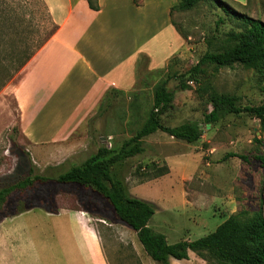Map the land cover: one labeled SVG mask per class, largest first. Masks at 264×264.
Masks as SVG:
<instances>
[{"label":"rangeland","instance_id":"1","mask_svg":"<svg viewBox=\"0 0 264 264\" xmlns=\"http://www.w3.org/2000/svg\"><path fill=\"white\" fill-rule=\"evenodd\" d=\"M223 1L240 13L264 21V0ZM168 2L174 5L178 0H160L163 7ZM220 17L226 18L225 22L216 26ZM171 22L175 38H171L173 45L169 52L163 57L156 54L154 61L145 54H140L137 59L134 85L129 90L133 102L135 95L138 98L133 107L128 109L123 103L109 112L108 118V114L99 113L98 109L77 135H73L82 137L84 149L71 160L58 166H38L31 160L33 174L54 178L81 164L101 145L118 149L146 119L154 85L166 79V87L173 92L174 99L172 108L162 114V122L167 126L196 122L202 130L200 138L188 143L158 130L143 138L141 153L113 168L124 178L133 195L156 200L166 208L161 210L157 205L154 216L166 221L168 243L180 238L196 239L212 232L231 213L248 211L259 202L264 214V167L254 158L264 154V130L259 120L247 113H231L212 123L204 119V112L210 109L211 94H236L240 106L257 105L264 98V81L253 68L234 64L231 67H209L198 82L189 81V88L180 89V74L206 50L219 47L231 29H238L218 4L207 0H198L188 10H173ZM57 27L45 0H0V60H7L5 65L0 63V189L14 185L28 174V165L21 160L10 139L13 137L19 146L27 147L12 112L14 100L10 89L19 71L13 72L9 54L15 42L23 40L32 45L42 39L45 43ZM10 119L13 125L7 129ZM227 152L244 154L248 160L233 156L224 158ZM165 167L167 172L155 177L158 169ZM159 178L162 179L152 181ZM47 183L50 185V181ZM54 185L50 192L54 205L84 210L89 221L99 228L109 257L115 258L117 264H153L135 231L122 223L100 196L75 185ZM38 188L36 184L33 189L13 190L0 209V217L12 216L13 210L33 205L17 213L15 220L32 230L37 225L40 238L50 239L54 215L38 206L39 203L48 204ZM32 232L26 229V239L35 237ZM193 255L188 264H197V257Z\"/></svg>","mask_w":264,"mask_h":264},{"label":"crops","instance_id":"2","mask_svg":"<svg viewBox=\"0 0 264 264\" xmlns=\"http://www.w3.org/2000/svg\"><path fill=\"white\" fill-rule=\"evenodd\" d=\"M45 3L58 27L19 70L10 94L31 160L38 166H58L84 149L82 137L73 135L97 112L105 93L112 90L114 97L132 100L129 90L138 57H163L175 35L169 2L163 7L160 0H98L97 10L86 0ZM12 125L10 119L7 129ZM83 211L58 207L56 213L47 212L54 215L50 239L40 238L37 225L32 230L16 221L17 214L1 218L0 264H117L99 228ZM148 225L167 240L166 221L153 214ZM26 229L35 237L26 239ZM192 254L197 264H206L192 251L188 259L170 257V264H188Z\"/></svg>","mask_w":264,"mask_h":264},{"label":"trees","instance_id":"3","mask_svg":"<svg viewBox=\"0 0 264 264\" xmlns=\"http://www.w3.org/2000/svg\"><path fill=\"white\" fill-rule=\"evenodd\" d=\"M197 1L178 0L170 7V14L173 10H188ZM207 1L218 4L238 30L231 29L226 33L219 47L206 50L194 64L180 74L178 87L180 89L189 88L188 82H198L209 67H231L234 64L253 68L264 81V21L236 11L223 0ZM86 2L91 9H99L98 0H86ZM225 19L220 17L216 21V26L223 24ZM43 44L42 39L32 45L23 40L15 42L14 49L9 54L13 72L19 71ZM6 61V58H1L0 63L5 65ZM166 82V79H163L154 85L152 103L146 119L132 136L123 141L118 149H110L106 145H101L81 164L72 166L54 178L44 174H33L34 168L29 152L26 148L19 146L13 137H10L21 160L28 165V174L14 185L0 189V209L7 202L13 190L33 189L38 184V190L44 194L43 197L48 202L46 205L39 203L38 206L56 213L58 207L54 205L53 195H50L54 184L75 185L100 196L105 204L114 211L116 217L135 231L146 255L157 264H170V257L188 259L189 251L194 252L206 264H264V214L261 202L248 211L241 210L231 213L206 235L193 240L181 239L174 243H168L164 234L155 231L148 225L149 219L155 213L156 205L149 200L133 195L124 178L118 176L113 168L127 158L141 153L143 138L158 130L188 143L195 142L200 138L202 130L196 122L189 121L176 126H167L162 122V114L172 108L174 99L173 92L166 87ZM111 92L112 90H108L102 98L98 106L99 113L108 114L123 103L129 109L138 100L135 95L134 102L133 100L124 102L123 98L118 99ZM238 100L239 97L236 94H211L209 97L210 109L204 112L205 121L212 123L231 113H247L257 118L264 130V98L257 105L240 106ZM109 116L108 114L106 117ZM231 156L244 161L248 160L246 155L236 152H227L224 158ZM254 158L264 167V154L255 155ZM166 172L167 167L158 169L155 177ZM48 181H50V185L47 183ZM36 193L39 194V191ZM31 207L33 205H24L19 210H13L11 214L15 215ZM4 216L1 215L0 219Z\"/></svg>","mask_w":264,"mask_h":264}]
</instances>
